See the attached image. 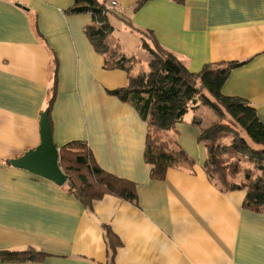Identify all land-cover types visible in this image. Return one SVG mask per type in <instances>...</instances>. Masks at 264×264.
Segmentation results:
<instances>
[{"label": "crops", "instance_id": "0c3cea01", "mask_svg": "<svg viewBox=\"0 0 264 264\" xmlns=\"http://www.w3.org/2000/svg\"><path fill=\"white\" fill-rule=\"evenodd\" d=\"M136 1L117 0L121 12L112 13L125 34L142 35L141 48L143 40L150 44L142 32L151 31L191 72L245 61L222 92L246 100L264 124V0H149L133 12ZM72 3L0 0V250L47 254L0 264H264V211L245 207L246 189L222 190L204 167L206 146L197 138L213 124L184 116L165 131L194 162L151 178L147 123L134 102L108 91L127 86L131 73L104 66L84 32L91 15L67 12ZM108 44L133 57L120 43ZM54 75V144L85 141L100 168L135 183V203L106 193L85 206L66 182L10 164L40 143ZM203 106L198 101L190 110L196 117Z\"/></svg>", "mask_w": 264, "mask_h": 264}, {"label": "trees", "instance_id": "16d2710c", "mask_svg": "<svg viewBox=\"0 0 264 264\" xmlns=\"http://www.w3.org/2000/svg\"><path fill=\"white\" fill-rule=\"evenodd\" d=\"M147 1L149 0L136 1L134 10H138ZM114 11L107 7V0H73L72 5L67 9L69 13L91 15V22L85 25L84 32L94 48L104 54V66L120 68L129 73L133 57H127L120 52L117 44L112 46L106 41L112 31V26L108 24V14ZM128 23L131 25L130 22ZM142 33L150 44L143 40L141 46L154 62L148 80L140 84L139 77L130 75L127 86L108 91L123 101L134 102L141 117L147 123L144 159L150 166L151 178L163 179L169 167H192L194 160L177 146L174 140L167 137L165 131L175 130V125L182 122L185 114L190 109H194L195 104L200 101L229 120L231 125L243 129L258 146V148L250 146L233 130L232 140L224 144L219 139L223 134L231 131L227 123H224L226 125L224 129H221L224 124L216 123L210 129H201L197 139L206 146L207 158L204 167L207 173L222 190L246 189L243 205L256 211H264V124L257 116L254 107L246 100L226 96L222 92L230 71L241 66L245 61L205 63L198 72H191L175 54L158 43L151 31ZM52 54L56 68L57 58L54 53ZM55 96L56 76L54 75L46 107L50 130L52 129L50 113ZM193 123H197L195 119ZM154 132H162L167 138L161 139L152 135ZM231 155L236 157L229 160ZM246 162L253 164L257 169L255 178H253V168H240L241 164ZM58 163L67 176L68 190L85 206H90L93 200L101 198L106 193L135 203L137 198L135 183L100 168L85 141L73 140L58 147ZM240 173L245 182L235 181ZM106 236L114 247L117 239L107 226ZM46 256V253L33 247L0 250V261H37Z\"/></svg>", "mask_w": 264, "mask_h": 264}, {"label": "rangeland", "instance_id": "374dc122", "mask_svg": "<svg viewBox=\"0 0 264 264\" xmlns=\"http://www.w3.org/2000/svg\"><path fill=\"white\" fill-rule=\"evenodd\" d=\"M119 8H120V6H118L114 10L117 11V12H121V11H118ZM133 12H135L134 7H133ZM123 13H124V17L128 18L129 15L131 16L132 10L129 9V11H128L129 15H125V12H123ZM108 24L110 26H112L113 34L110 37L106 38L107 43L118 42L122 46H125L126 53L131 55V56H133V61L130 63V73H131V75L134 76V77H136V76L139 77L140 78V82H141L140 84L146 82L148 80L149 75L151 74V68H152V65H153L154 62H153V59L151 57L147 58L146 51L143 50L139 46V42L138 41L141 42L140 38H141L142 35L139 34L141 36H137V35L133 34V36H132V35L127 34V33L125 34L123 32V29H122V26H124L125 24L121 20L116 18L114 13H112V12H109V22H108ZM205 94L209 97V95L207 93H205ZM202 108L203 109L200 111V113L196 114V117L194 116L195 113L192 110H189L188 113H186V115H185V119L191 120L193 118V119H195L198 122H202L201 124L205 123L206 125H212L214 123H216V124L227 123V124L230 125V130L231 131L228 132V133L226 132L225 134H223V136L219 139L220 141H222L224 144L230 143V141L232 140V136H233V132H232V130H233V131H235L236 134L239 135V137L245 139L246 142L250 146L258 148V146L254 142H252V140L247 136L246 132L243 129L239 128L238 126L231 125L229 123V120L223 118L221 115H218L208 105H205ZM224 125H223V127L221 129H224L226 127V125L225 126ZM154 133H152V135H156L157 137H160L161 139L162 138L163 139L167 138L162 132H154ZM229 157H230L229 160H232L233 158L236 157V155H231ZM241 167L253 168V178L256 177L258 171H257V169H255L253 164L246 162L244 164L242 163L240 168ZM242 180L245 182V179H243V175L240 173V175H237V177L235 178V181L239 182V181H242Z\"/></svg>", "mask_w": 264, "mask_h": 264}, {"label": "water", "instance_id": "95a60500", "mask_svg": "<svg viewBox=\"0 0 264 264\" xmlns=\"http://www.w3.org/2000/svg\"><path fill=\"white\" fill-rule=\"evenodd\" d=\"M9 162L14 167L23 168L58 185L67 181L58 163V147L52 139L47 109L40 117V143Z\"/></svg>", "mask_w": 264, "mask_h": 264}, {"label": "built area", "instance_id": "2783aa9c", "mask_svg": "<svg viewBox=\"0 0 264 264\" xmlns=\"http://www.w3.org/2000/svg\"><path fill=\"white\" fill-rule=\"evenodd\" d=\"M119 6L117 0H107V7L110 9H116Z\"/></svg>", "mask_w": 264, "mask_h": 264}]
</instances>
